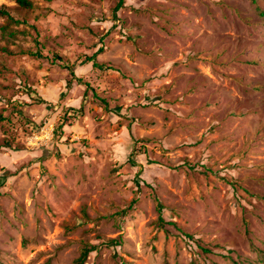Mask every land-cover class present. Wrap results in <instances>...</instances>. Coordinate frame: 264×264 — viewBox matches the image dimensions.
<instances>
[{
  "label": "rangeland",
  "instance_id": "obj_1",
  "mask_svg": "<svg viewBox=\"0 0 264 264\" xmlns=\"http://www.w3.org/2000/svg\"><path fill=\"white\" fill-rule=\"evenodd\" d=\"M29 1L0 0V264H264V0ZM54 55L89 85L61 137Z\"/></svg>",
  "mask_w": 264,
  "mask_h": 264
},
{
  "label": "trees",
  "instance_id": "obj_2",
  "mask_svg": "<svg viewBox=\"0 0 264 264\" xmlns=\"http://www.w3.org/2000/svg\"><path fill=\"white\" fill-rule=\"evenodd\" d=\"M44 1H51V0H44ZM116 2L115 7L112 10V14H113V18L115 21H118V19H116V12L118 10H120V8L123 7L125 0H114ZM253 2L255 0H252ZM17 5L22 8V9H32L33 8V4L31 1L29 0H16ZM11 11L9 10V8L5 7V6H0V17H7L9 20L14 21L13 17L11 16ZM5 50V49H4ZM27 54H29L32 57H40V51H29ZM53 59L55 61H58L60 63V66H62L63 69L67 70V72L69 73V77L66 81V88L70 89L71 85L73 84L74 81H76V83H78L79 85H83L85 90H84V94L82 97V100L80 102V105L78 108L75 107H68L65 110H63L61 116L59 117V120L57 122V126L54 129L53 134L56 137H61L63 135V128L66 125H69L72 121L80 118L83 114V107H84V103L85 100L87 98V95L89 93V85L88 83H84L82 81L81 78H78L75 76L73 68L71 65H69L68 63H64L63 60L61 59V57H59L58 55H54ZM88 61L91 62L93 69H96L98 71H106V70H113V68L111 66H108L106 64L103 63H98L94 56L89 57ZM24 92L26 94V96L28 97V99L30 100L31 104L36 105V106H41V105H45L47 104V102L36 93L35 90L30 89L25 87L24 88ZM21 118H24V120L27 122L28 126H30V128L33 130L35 127V123L33 121H31L30 119H28L25 116H21ZM7 120V118H5L4 116H2L0 114V123ZM35 129H37L35 127ZM0 149H10V150H17L16 147H13L12 143L6 139H3L0 141ZM138 172H141V167H139ZM161 209V206L158 205V210ZM158 226L159 228L165 230V232H168V229H166V226H171L174 230L178 231L181 235H183L188 241H193L194 238L191 234L188 233H184L174 222H165L163 220L162 217H159L158 219ZM99 240H101V244L104 245H113L116 244L117 241L113 240V239H103L101 237L98 238ZM199 246V245H198ZM95 246L94 245H89V244H85L82 246L81 250H80V254L79 257L75 260V264H84V262L86 261L88 255L95 250ZM200 249L204 252V253H210L209 249L203 248L200 246ZM263 262H264V255L262 257Z\"/></svg>",
  "mask_w": 264,
  "mask_h": 264
}]
</instances>
